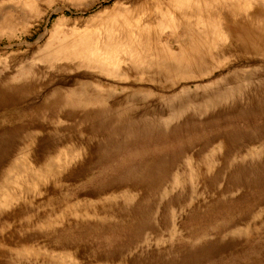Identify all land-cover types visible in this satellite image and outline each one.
Here are the masks:
<instances>
[{"label": "rangeland", "instance_id": "1", "mask_svg": "<svg viewBox=\"0 0 264 264\" xmlns=\"http://www.w3.org/2000/svg\"><path fill=\"white\" fill-rule=\"evenodd\" d=\"M0 264H264V0H0Z\"/></svg>", "mask_w": 264, "mask_h": 264}, {"label": "bare ground", "instance_id": "2", "mask_svg": "<svg viewBox=\"0 0 264 264\" xmlns=\"http://www.w3.org/2000/svg\"><path fill=\"white\" fill-rule=\"evenodd\" d=\"M235 15V14H234ZM169 20L171 21V22H173L174 20H173V18H169ZM132 27V26H131ZM139 32V31H138ZM83 33V32H82ZM110 39V38H109ZM108 39V40H109ZM117 40V39H116ZM115 41V40H114ZM66 42H67V40H66ZM87 42V41H86ZM110 44V43H109ZM68 46V45H67ZM112 46V45H111ZM59 47H61V46H59ZM109 51H111V50H109ZM108 51V52H109ZM95 53H96V55L94 56L97 60H99V61H106L105 60V56H106V54H105V56H103V54H102V52H96L95 51ZM93 54V53H92ZM93 58V57H92ZM108 58V57H107ZM82 59V58H81ZM115 61V60H114ZM105 63V62H104ZM102 64V63H101ZM109 65V64H108ZM106 66V65H105Z\"/></svg>", "mask_w": 264, "mask_h": 264}]
</instances>
